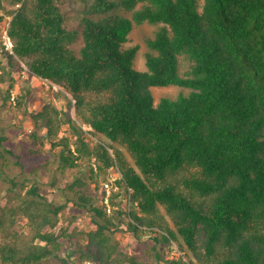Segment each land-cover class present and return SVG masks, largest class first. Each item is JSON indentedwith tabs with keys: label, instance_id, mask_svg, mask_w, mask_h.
<instances>
[{
	"label": "trees",
	"instance_id": "trees-1",
	"mask_svg": "<svg viewBox=\"0 0 264 264\" xmlns=\"http://www.w3.org/2000/svg\"><path fill=\"white\" fill-rule=\"evenodd\" d=\"M73 1L12 0L2 52L66 100L33 112L32 140L61 147V169L95 157L99 175L117 170L131 205L108 211L80 178L65 203L27 186L26 155L0 118V264H264V0H79V30ZM143 23L156 29L137 70L140 47L125 44ZM168 87L178 93L153 92ZM68 202L91 212L88 231L54 230ZM120 231L151 251L132 253Z\"/></svg>",
	"mask_w": 264,
	"mask_h": 264
},
{
	"label": "rangeland",
	"instance_id": "rangeland-1",
	"mask_svg": "<svg viewBox=\"0 0 264 264\" xmlns=\"http://www.w3.org/2000/svg\"><path fill=\"white\" fill-rule=\"evenodd\" d=\"M5 8L0 9V15L4 18L0 20V78L4 73V78L0 80V118L6 136L7 145L24 151L26 161L28 163L25 172L21 175L17 171V178L20 180L23 177L27 179V186L33 182L45 191V196L59 203H65L67 197H72L71 190L68 187L77 179L80 178L91 185V194L96 199V204L105 205L107 210H119L120 207H128V191L126 188L118 186L116 179H119L117 170H108L106 174H98L99 168L95 157L90 160L79 161L78 165L73 168H59V154L61 147L51 148L47 141L32 140V114L39 110L45 103H54L59 108H65L66 100L61 96L60 88L52 85L50 82L34 77L27 69L16 67L12 70L6 57L3 55V43H5V30L10 22L11 16L6 14L5 10H9L18 5L12 0H1ZM69 10L68 18L72 27H77L79 30L80 17L83 6L79 0H74ZM5 13V14H4ZM156 27L152 24L143 23L135 25L130 33L129 41L125 44L126 47L139 45V50L134 60V67L137 70L146 69V55L149 51L147 39H149ZM79 44H74L73 48L78 49ZM23 89V90H22ZM11 92V97L7 99L8 91ZM154 94L159 97L162 95L173 96L178 93L177 87L156 88L153 89ZM24 95V97H23ZM23 97V98H22ZM70 97V96H69ZM71 116L74 117V109L71 110ZM85 136L90 145L94 147L98 142V137L92 135L91 128L84 127ZM61 135L71 136L68 126L63 127ZM45 139V138H44ZM75 138H72L74 140ZM47 142V143H46ZM34 153L32 154L31 152ZM31 155L30 159L29 156ZM93 168V169H92ZM110 183L109 206L105 204V196L107 194L105 183ZM7 186L0 182V207H2L8 199ZM68 197V198H69ZM91 212L78 208L71 202L66 203V207L58 215L59 224L56 229L73 226L78 230L88 231L91 227ZM124 220L127 223V218ZM73 222V225H71ZM16 228L20 232L30 234V229L24 218L19 217ZM60 232V230H59ZM115 239L119 240L125 248L132 253H147L151 251L150 245L145 241L149 239L147 236L143 240H139L132 233L120 231L115 233ZM182 253L183 252H179ZM178 253V254H179ZM181 254V255H182ZM144 257V256H143ZM71 257L68 261H71ZM163 264V263H160ZM167 264V263H166Z\"/></svg>",
	"mask_w": 264,
	"mask_h": 264
},
{
	"label": "built area",
	"instance_id": "built-area-1",
	"mask_svg": "<svg viewBox=\"0 0 264 264\" xmlns=\"http://www.w3.org/2000/svg\"><path fill=\"white\" fill-rule=\"evenodd\" d=\"M19 6V5H18ZM5 37H6V43H7V45L8 46H11V43H10V39H9V37L7 36V32H5ZM118 174H119V176H121V174L118 172ZM120 178V177H119ZM105 188H106V191H107V194H106V196H105V198H104V200H105V204L107 205V207L109 206V200H111V199H109V197H110V183H105ZM130 193H131V190L130 189H128V207H130V205H131V200H130ZM108 211H110V208H108ZM86 264H91V262H87Z\"/></svg>",
	"mask_w": 264,
	"mask_h": 264
},
{
	"label": "clouds",
	"instance_id": "clouds-1",
	"mask_svg": "<svg viewBox=\"0 0 264 264\" xmlns=\"http://www.w3.org/2000/svg\"><path fill=\"white\" fill-rule=\"evenodd\" d=\"M11 19V18H10ZM8 27H9V24L7 25V27H6V30H5V32H7V29H8ZM7 36H8V33H7ZM9 37V36H8ZM10 39V38H9ZM5 43H6V40H5ZM10 43H11V46H8L7 45V43H6V48L7 49H11L12 48V42H11V40H10ZM46 81H48V80H46ZM49 82V81H48ZM53 85V84H52ZM55 86V85H54ZM73 103H75V101H73ZM127 189V188H126ZM127 191H128V189H127ZM89 262V261H88ZM87 263V262H86Z\"/></svg>",
	"mask_w": 264,
	"mask_h": 264
}]
</instances>
